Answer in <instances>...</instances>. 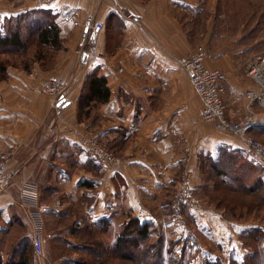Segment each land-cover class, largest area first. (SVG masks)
Wrapping results in <instances>:
<instances>
[{
	"label": "crops",
	"instance_id": "crops-1",
	"mask_svg": "<svg viewBox=\"0 0 264 264\" xmlns=\"http://www.w3.org/2000/svg\"><path fill=\"white\" fill-rule=\"evenodd\" d=\"M221 3L57 0L43 8L59 26L60 47L53 49L60 55L47 68L36 64L33 76L9 67L0 80V160L11 158L6 171L12 176L0 195V260L32 243L37 229L43 253H34V264L75 260L85 243L113 245L131 217L149 224L152 237L158 231L165 241L173 240L164 232L171 194L186 167L201 197L187 218L197 228L202 257L224 264L244 259L248 251L242 249V234L259 225L254 219L228 217V211L238 208L223 196L246 193L250 188L243 190L240 180L243 175L248 179L249 171L254 177V165L243 164L248 156L241 139L203 120L202 100L177 62L199 46L210 51L207 66L226 74L227 118L238 121L247 113V91L262 88L248 71L253 62L237 43L240 37L232 38L221 22ZM64 7L73 8L82 20L93 15L103 22L96 54H87L82 28L65 19ZM16 9L0 8V24L32 7ZM119 9L135 19L122 18ZM94 72L107 78L110 99L80 115L84 84ZM56 78L69 83L61 115L44 92ZM252 108L259 121L250 133L264 139V105L255 101ZM78 128H91L108 141L122 157L120 165L93 162L75 134ZM25 183L38 188L33 205L22 206Z\"/></svg>",
	"mask_w": 264,
	"mask_h": 264
},
{
	"label": "built area",
	"instance_id": "built-area-1",
	"mask_svg": "<svg viewBox=\"0 0 264 264\" xmlns=\"http://www.w3.org/2000/svg\"><path fill=\"white\" fill-rule=\"evenodd\" d=\"M37 7L47 8L54 4L57 0H32ZM64 17L68 22L74 26L82 27L83 44L87 48V54L94 55L97 52V43L100 33L104 30V24L95 16H87L84 20L80 19L77 12L70 7L62 9ZM118 14L128 20H134L132 14H128L121 9ZM212 58V54L203 46H199L196 51L186 57L178 58V64L184 68L190 75L191 83L202 100L203 109L201 116L204 121L213 123L218 129L230 132L237 136L245 145V150L249 159L259 164L264 168V142H261L251 136L250 129L254 127L259 118L252 108V104L258 101L264 105V83L256 76V70L264 72V58L261 59L259 67H249V73L253 74L262 90L247 91V113L238 121H230L226 115V104L223 100L225 92L226 74L216 68H210L206 62ZM68 82L60 78L50 80L45 88V94L52 97V107L55 109L57 115H60L64 110L63 94ZM86 134L88 136H86ZM90 135H93L91 137ZM81 145L85 148L88 157L95 163L101 166H114L118 159L115 158L109 150L102 146L93 132H86L85 134L76 131ZM101 146V147H99ZM188 154V158H189ZM187 158V159H188ZM11 160L10 157L0 160V195L5 192L11 182V174L7 173L6 166ZM191 172L186 167L180 173L179 190L173 199L171 224L181 229V233L186 238L190 246H195L198 235L196 231L189 226L187 220L184 218V211L190 210L198 203L196 191L191 185ZM22 206L33 205L38 199V188L35 184L25 183L22 186ZM33 248L37 255L43 253V236L40 229H37L33 235Z\"/></svg>",
	"mask_w": 264,
	"mask_h": 264
},
{
	"label": "trees",
	"instance_id": "trees-1",
	"mask_svg": "<svg viewBox=\"0 0 264 264\" xmlns=\"http://www.w3.org/2000/svg\"><path fill=\"white\" fill-rule=\"evenodd\" d=\"M36 43L39 47H60V29L48 9L32 10L12 18H7L0 24V53L11 51H26L30 45ZM111 91L106 77L98 72L90 74L84 84L80 100V115L86 111L90 114L93 108L100 104L107 103ZM249 160V161H247ZM243 160V164L252 165L253 170L262 167L251 159ZM251 162V163H250ZM261 174V173H260ZM264 175L256 176L252 186L250 178L243 175L240 180L242 187L246 185L252 192H258L261 187L264 190ZM264 201V200H263ZM152 229L149 224H141L136 218H131L122 228L117 236L116 242L110 247L95 241L81 246L83 255L75 260H68L67 263L86 264L87 260H107L113 254L124 259H129L137 264H186L187 251L183 250V257L177 252L178 241L171 240L166 243L162 235L158 236L155 243L151 242ZM244 246L248 248V254L241 262L232 260L230 264H264V231L261 228H248L242 234ZM167 244V246H166ZM78 260H83L81 263ZM165 261L166 263H164ZM0 264H34L33 242L24 244L16 250L6 261L0 260ZM190 264V263H187ZM205 264H224L220 260H207Z\"/></svg>",
	"mask_w": 264,
	"mask_h": 264
},
{
	"label": "rangeland",
	"instance_id": "rangeland-1",
	"mask_svg": "<svg viewBox=\"0 0 264 264\" xmlns=\"http://www.w3.org/2000/svg\"><path fill=\"white\" fill-rule=\"evenodd\" d=\"M26 1L29 2V0H0V8H4V9L5 8H14L15 12L17 11L16 8H20L23 5L25 8H26V6H31L32 9H30L29 11L43 9L41 7H37L36 4L32 0H30L31 5H30V2H29V4H26ZM221 4H222V13H223V15H222L223 18H222L221 22L223 23L225 30H227L228 33H231L233 35L232 38H234V36L240 37V39L237 41V43L240 45V47L243 48L244 54L250 55L249 58H251L252 62H253L252 66L259 67V65L261 63V59L264 58V0H222ZM29 11H27V12H29ZM27 12H25V13H27ZM14 16H17V14L12 15L11 17H8V19L12 18ZM5 20H4V22H5ZM59 55H60V51H57V50H55L53 48H49V47H44V48L39 47L35 42L32 45H30L29 48L24 52L11 51V52H7V53H0V80H3L6 78V71L9 67L22 68V69L28 71L31 76H33L34 75L33 69H34L36 64H40L44 68H47L50 66V64H52L55 61L56 57ZM48 64H49V66H48ZM68 84L69 83H67L65 90L67 89ZM77 130L84 133V134L86 132H92L91 128H78L75 130V134H76ZM88 135L86 134V136H88ZM90 136L93 137V135H90ZM94 136H95V134H94ZM251 136L253 138L261 141V142H264V139H261L257 136H254L253 134H251ZM97 141L102 146H105L109 150V152L115 158L118 159V162L114 166H110V167L115 168V167L119 166L120 163L122 162V157L109 145V142L104 140L103 138H99V137H97ZM99 147H101V146H99ZM254 171L255 172H254L253 178H252L251 173L249 171L248 179L250 178L251 184H249L248 186L253 185L255 176H258L259 172L264 175V168H262V167L258 168V170L254 169ZM179 180H180V177H179ZM179 180H178V183H177L174 191L171 194L170 205L173 203V199L175 198V195L180 188ZM190 183L193 186L192 181ZM193 188L196 191V188L194 186H193ZM241 188H243V190H245L246 187H241ZM251 190L252 189L246 190L245 191L246 193H239L236 195L223 196L224 199L229 200L228 202H230L231 206H234L236 209L238 208V210L228 211L226 213V215L228 217H232V218L238 217V219H240V220H242L244 218H247L248 220L254 219L255 222H257L259 225L258 228H261L262 231H264V201H263L264 200V190H263V187H261V189L257 193L256 192L254 193ZM196 196L198 198V203L195 204L193 206V208H191L190 210H193V209H195L201 205V197L197 191H196ZM238 198H239V200H238ZM246 198H251L252 201L247 203L245 201ZM245 207H246V209H244ZM187 210L188 209H186L184 211V218L187 220L188 224H190L189 226H191L197 233L196 226H194L191 222H189V220L187 218ZM172 213H173V211H172V206H171V216H170L169 223L166 227L167 231L164 232V235L168 236L169 238L171 237L173 239H176L179 242L177 245V252L179 253L178 254L179 256L183 257V250L184 249L187 251V256H186V260H185L186 264L187 263L205 264L206 259L204 257H202L201 249L199 247V245H200L199 239H197L195 246H190L187 243L186 238H184V236L182 235L183 233L181 232V229H177L171 224ZM131 218H134V217H131ZM153 230L154 229H152V231ZM156 231H157V229H156ZM158 233L159 232L157 231L155 236L151 237L152 243H155L157 241L158 236H159ZM165 238L166 237H164V239ZM169 242H171V239H169L168 242L166 241L167 244H169ZM243 242H244V240H243ZM167 244H166V246H167ZM216 249H218V248H216ZM242 249L249 251L248 248H246L244 246V244L242 245ZM221 250H216V251H220V254L223 257H225L226 251L224 252ZM34 253H35V251H34ZM77 258H79V257H77ZM78 261L81 263L84 262L83 260H78ZM87 261H88V263H86V264H137L132 260L124 259V258L120 257L119 255L113 254V253H112V257L109 258L108 261L102 260V259L97 260V261H93V260H87ZM163 262L166 263L165 261H163ZM76 263H77L76 261H75V263L62 262V264H76Z\"/></svg>",
	"mask_w": 264,
	"mask_h": 264
},
{
	"label": "bare ground",
	"instance_id": "bare-ground-1",
	"mask_svg": "<svg viewBox=\"0 0 264 264\" xmlns=\"http://www.w3.org/2000/svg\"><path fill=\"white\" fill-rule=\"evenodd\" d=\"M256 76L264 83V72L259 69L256 70Z\"/></svg>",
	"mask_w": 264,
	"mask_h": 264
},
{
	"label": "water",
	"instance_id": "water-1",
	"mask_svg": "<svg viewBox=\"0 0 264 264\" xmlns=\"http://www.w3.org/2000/svg\"><path fill=\"white\" fill-rule=\"evenodd\" d=\"M64 102H65V101L63 100L61 103H63V104H64Z\"/></svg>",
	"mask_w": 264,
	"mask_h": 264
}]
</instances>
